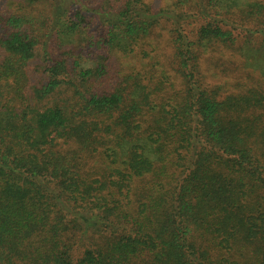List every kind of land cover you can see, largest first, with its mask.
Instances as JSON below:
<instances>
[{
  "label": "trees",
  "instance_id": "1",
  "mask_svg": "<svg viewBox=\"0 0 264 264\" xmlns=\"http://www.w3.org/2000/svg\"><path fill=\"white\" fill-rule=\"evenodd\" d=\"M210 56L261 0H0V264H264V86Z\"/></svg>",
  "mask_w": 264,
  "mask_h": 264
},
{
  "label": "rangeland",
  "instance_id": "2",
  "mask_svg": "<svg viewBox=\"0 0 264 264\" xmlns=\"http://www.w3.org/2000/svg\"><path fill=\"white\" fill-rule=\"evenodd\" d=\"M155 4L167 6L172 3L173 0H151ZM264 3V0H261ZM168 23L162 20L158 26L155 27L153 36L159 35L156 38L162 42L167 36ZM160 57V56H159ZM161 59V57H160ZM236 59V60H234ZM216 62L218 69H215V75L211 79L208 76L209 71L207 67L212 64V61ZM257 61V60H256ZM260 66L256 69L250 67L252 65L245 66L243 61L237 58H233L231 61L225 64L226 60H216L213 56L201 61V69L206 70L205 80L206 82L219 83L224 90L238 91L245 87L264 86V75L262 70L264 69V60L260 59ZM207 65V66H206ZM218 71V74H216ZM149 185V184H146Z\"/></svg>",
  "mask_w": 264,
  "mask_h": 264
}]
</instances>
